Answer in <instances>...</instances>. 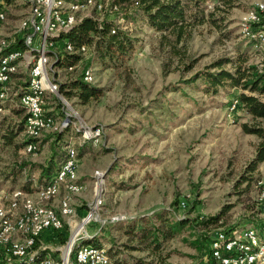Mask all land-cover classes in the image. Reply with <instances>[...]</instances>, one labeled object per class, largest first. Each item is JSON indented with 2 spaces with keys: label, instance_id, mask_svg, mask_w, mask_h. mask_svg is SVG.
<instances>
[{
  "label": "rangeland",
  "instance_id": "1",
  "mask_svg": "<svg viewBox=\"0 0 264 264\" xmlns=\"http://www.w3.org/2000/svg\"><path fill=\"white\" fill-rule=\"evenodd\" d=\"M3 1L8 12L5 31L9 33L19 24L28 5L24 0ZM257 1L260 0H206L207 10L220 6L226 20L222 27L208 22L197 25L182 47L183 57L173 62L160 45L162 32L151 27L143 16L133 23L134 45L127 52L102 60L94 52L95 43L90 44L93 55L88 60L97 76L92 86L98 94L87 101L79 96L78 88L70 85L72 78L81 76V65L75 72L68 70L69 64L79 62V56L76 62L66 59L60 65L57 77L64 97L52 95L50 101L61 114L69 111L68 104L77 113L56 146L66 148L70 142L78 145L85 140L82 131L76 130L80 121L89 128H101L100 133L90 135L79 146L78 176L86 187L73 195L76 215L63 217L66 240L81 229L87 238L97 235L98 241L94 242L112 248L113 256L137 264L142 258L149 259L148 253L125 245L132 240L119 227L139 225L158 212L171 219L187 216L191 223L163 241L164 253L174 264H206L207 235L219 227L247 225L259 218L264 161L253 173L245 172L260 138L244 130L242 124L253 123L254 117L239 99L240 92L252 91L227 83L213 93L206 90L203 78L189 81L215 60L236 58L245 52L250 64L264 69V45L248 39L241 24L246 11ZM188 64L192 68L188 69ZM225 67L232 69V64ZM28 80L29 67L23 65L11 85L6 111L0 114V194L4 195L22 188L31 169L39 175L38 166L47 163L56 142V136H44L36 152L27 151L24 124L14 144L4 141L3 124L18 120L15 110L21 106L19 95ZM252 93L264 100V93ZM23 161L27 162L26 169L15 179L13 172ZM96 169L106 174L103 204L97 219L82 226L78 221L95 198ZM246 173L252 176L249 181H245ZM37 190L32 191L33 196ZM64 193L62 190L55 204ZM216 214H222L220 222L204 227L203 220ZM48 242L64 243L54 239Z\"/></svg>",
  "mask_w": 264,
  "mask_h": 264
},
{
  "label": "built area",
  "instance_id": "2",
  "mask_svg": "<svg viewBox=\"0 0 264 264\" xmlns=\"http://www.w3.org/2000/svg\"><path fill=\"white\" fill-rule=\"evenodd\" d=\"M28 10L12 32L2 31L8 20L5 2L0 0V114L6 111L14 84L21 67H29L28 83L19 95L25 108L24 132L27 137L40 139L49 133L70 127L74 122L75 108L69 105L64 115L50 101L60 93L61 82L56 63L65 53L77 54L79 62L68 65L75 72L81 65V76L95 83L94 66L88 60L93 55L88 43L75 44L65 36L84 18H91L101 26L106 19L114 25L132 28L125 15L132 13L118 0H24ZM243 34L257 45H264V0L257 1L242 18ZM19 44V45H18ZM53 72L54 75H51ZM100 127H87L80 121L76 127L82 139L100 133ZM83 141V140H82ZM81 141V142H82ZM36 152L38 143L26 145ZM80 156L75 143L68 144V154L62 159L53 176L40 185L36 196L22 188L0 194V264H129L113 256L103 243L88 241L81 229L60 245L48 242L50 233L64 230L63 217H74L73 195L86 185L79 181ZM95 198L87 213L78 221L86 225L97 219L103 204L106 174L96 169L94 174ZM259 196V218L249 224L229 228L219 227L211 235V257L217 264H264V180ZM65 190L57 204V196ZM49 235V237H48ZM89 237H92L91 235ZM57 240V239H54Z\"/></svg>",
  "mask_w": 264,
  "mask_h": 264
},
{
  "label": "trees",
  "instance_id": "3",
  "mask_svg": "<svg viewBox=\"0 0 264 264\" xmlns=\"http://www.w3.org/2000/svg\"><path fill=\"white\" fill-rule=\"evenodd\" d=\"M206 0H118L122 2L125 7H131V12L125 15L128 22H135L137 18L143 16L147 19L149 25L156 30L161 31L160 45L165 48L169 54L171 62L176 58H182L184 55L182 47L186 41L190 39L193 30L199 24L210 23L216 27H222L226 20L225 14L222 12L220 6L216 5L214 9L207 10L205 5ZM129 7V8H130ZM128 8V9H129ZM114 25L113 20L106 19L100 26L99 23L91 18H84L75 28L68 32L65 36L69 37L75 44L81 45L83 43H95L94 52L103 60L106 58H114L118 53H125L132 49L134 45V27L122 28L116 26L115 31H112ZM19 45V44H18ZM74 57V59H73ZM69 59L71 62H76L77 54L65 53L64 57L56 64L63 65ZM231 63L232 69L225 67L226 64ZM188 69L191 65L186 66ZM198 78H203L207 84V91L217 93L221 85L230 84L232 86L243 85L249 88L252 92L258 91L264 93V69L261 70L257 65L249 63V55L240 53L236 58L221 57L211 63L206 70L197 73L190 78L189 81H195ZM70 85L78 88L79 96L87 101L92 96L98 94L96 87L92 86L83 80L82 76L74 77L70 81ZM64 84V87L70 86ZM240 92L239 99L243 103L244 108L253 115L254 122H244L242 124L247 133L258 135L260 141L256 147L255 156L248 162L245 172L253 173L259 164L264 161V100L255 93ZM19 116L18 120L9 121L5 126L3 133L4 141L7 144H14L15 138L18 136L22 125L25 122L26 111L21 105L19 109L15 110ZM69 130V127L62 130L47 134L44 137L56 136V142L53 146L51 156L46 164H40L38 169L39 175L36 176L34 169L29 173V179L23 184L22 189L32 192L37 190L40 185L46 183L58 169L59 160L64 159L68 154V145L66 148L56 146L63 138L64 132ZM43 138V137H42ZM41 139V138H40ZM37 138L26 137L24 140L25 146L35 141L40 146L41 140ZM86 138L82 143L76 145L79 153V146L87 142ZM80 155V154H79ZM27 162L23 161L16 166L15 179L23 172ZM248 174H244L246 178ZM252 176H248L245 181H249ZM37 181V183H35ZM224 214V213H223ZM222 214L209 216L203 220L204 227H209L213 224H218L221 220ZM191 223V219L187 216L176 217L171 219L169 216L158 212L153 215L146 222H141L139 225H123L118 229L122 230L128 235L132 243L125 242V245L135 249H143L148 253V258H142L135 261L137 264H174L168 261V254L164 253L163 241L173 237L181 228ZM98 236L94 235L86 240L98 241ZM211 236H206L207 252L209 258L206 264H217L211 257L210 241ZM51 240L57 239L60 242H65L67 234L65 229L63 231H55L50 233ZM204 244V243H203ZM110 253L114 252L110 248ZM150 255L152 259L150 260Z\"/></svg>",
  "mask_w": 264,
  "mask_h": 264
},
{
  "label": "crops",
  "instance_id": "4",
  "mask_svg": "<svg viewBox=\"0 0 264 264\" xmlns=\"http://www.w3.org/2000/svg\"><path fill=\"white\" fill-rule=\"evenodd\" d=\"M7 28H8V25L4 26V27L2 28V31L7 30ZM111 254H112V253H111Z\"/></svg>",
  "mask_w": 264,
  "mask_h": 264
},
{
  "label": "bare ground",
  "instance_id": "5",
  "mask_svg": "<svg viewBox=\"0 0 264 264\" xmlns=\"http://www.w3.org/2000/svg\"><path fill=\"white\" fill-rule=\"evenodd\" d=\"M72 107V106H71ZM75 112L77 113V111L75 110Z\"/></svg>",
  "mask_w": 264,
  "mask_h": 264
}]
</instances>
